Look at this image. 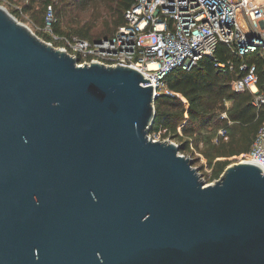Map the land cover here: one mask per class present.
I'll return each instance as SVG.
<instances>
[{
  "label": "water",
  "instance_id": "obj_1",
  "mask_svg": "<svg viewBox=\"0 0 264 264\" xmlns=\"http://www.w3.org/2000/svg\"><path fill=\"white\" fill-rule=\"evenodd\" d=\"M0 6V264H264V170L206 184L154 141L153 85Z\"/></svg>",
  "mask_w": 264,
  "mask_h": 264
},
{
  "label": "built area",
  "instance_id": "obj_2",
  "mask_svg": "<svg viewBox=\"0 0 264 264\" xmlns=\"http://www.w3.org/2000/svg\"><path fill=\"white\" fill-rule=\"evenodd\" d=\"M6 4L10 3L0 0L5 9ZM49 10L51 16L43 29L51 38L47 43L69 53L79 66L98 62L136 68L151 81L145 86L153 85L157 97L170 94L164 78L172 70H191L202 58L213 57L223 43L237 58L228 61L229 70L236 73L233 90L250 91L253 104L264 107V84L260 89L258 67L246 58L256 53L264 59V0H135L125 13L124 25L111 37L94 42L55 34V18ZM216 66L227 68L226 64ZM221 118H227V113ZM218 135L228 139L224 128ZM233 159L255 163L264 170V124L251 151Z\"/></svg>",
  "mask_w": 264,
  "mask_h": 264
},
{
  "label": "trees",
  "instance_id": "obj_3",
  "mask_svg": "<svg viewBox=\"0 0 264 264\" xmlns=\"http://www.w3.org/2000/svg\"><path fill=\"white\" fill-rule=\"evenodd\" d=\"M7 1L12 5L22 0ZM134 3L135 0H27L22 6V12L13 9L12 14L18 19L23 14H31V18L43 30L46 26V14L51 8L55 16V34L77 36L94 42L111 37L124 25L125 13ZM76 9L106 16L108 31L105 36L92 38L93 27L77 30L70 25L69 28H64L63 25L68 24L70 14ZM39 10L43 12L41 17ZM37 35L45 41L51 39L40 31ZM246 58L257 65L259 88L262 89L264 59L256 53ZM229 60L236 61L237 58L221 43L213 57L202 58L191 70H172L164 78L170 94H162L156 98V116L149 130L152 137L178 143L183 154L196 149L205 157L207 162L203 167L210 170V179L213 181L218 180L233 163L232 158L251 151L264 124V107L257 108L253 104L254 95L250 91L239 93L233 90L232 82L236 73L229 70ZM216 63L226 64L227 68L217 67ZM222 113H227V118L222 119ZM220 128L226 129L228 139L218 135ZM215 138H218V142H214ZM193 153L190 155H194Z\"/></svg>",
  "mask_w": 264,
  "mask_h": 264
},
{
  "label": "rangeland",
  "instance_id": "obj_4",
  "mask_svg": "<svg viewBox=\"0 0 264 264\" xmlns=\"http://www.w3.org/2000/svg\"><path fill=\"white\" fill-rule=\"evenodd\" d=\"M27 2V0H22L21 2L17 4H6L5 7L9 13L12 14L13 9L20 10L21 12L23 11L22 6L23 4ZM73 11V10H72ZM71 11V12H72ZM53 14V13H52ZM43 15V12L39 10V16L41 17ZM101 13H93L92 11H85V10H78L76 9L73 11L72 14H70L68 24L63 25V27H68L71 25L73 29L80 30L82 28L87 29L88 27H93L91 36L92 38H99L102 36H105V34L108 31L107 23H106V16L101 15ZM46 23L48 22V18L51 16L50 10L46 14ZM100 16V19L98 18ZM55 17V16H54ZM98 19V20H97ZM22 23L26 24L28 27L32 29L34 33H38V31L45 33L41 28L39 27L40 25L34 21L31 18V14H23V16L18 19ZM44 40V39H43ZM45 41V40H44ZM192 152L193 154V159L195 160L194 167L199 169V172L201 174L202 179L206 184H212L215 181L210 179V170L206 169L203 167L204 164H206V159L205 157L198 153L196 149H191V152H188L185 155H190ZM183 154V153H181ZM197 160V161H196ZM233 163L231 165H234L237 163L238 160H235L232 158Z\"/></svg>",
  "mask_w": 264,
  "mask_h": 264
}]
</instances>
